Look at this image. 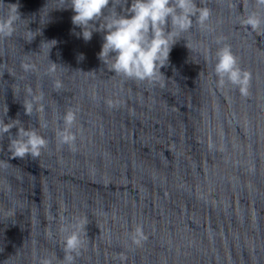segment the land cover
Wrapping results in <instances>:
<instances>
[{
    "label": "water",
    "instance_id": "1",
    "mask_svg": "<svg viewBox=\"0 0 264 264\" xmlns=\"http://www.w3.org/2000/svg\"><path fill=\"white\" fill-rule=\"evenodd\" d=\"M0 2L17 4L21 18L0 37V119L48 140L39 157L9 159V135L0 136V264L62 259L60 214L89 220L75 264H264V36L238 24L251 0H197L213 31L194 23L182 33L155 81L110 72L98 59L103 33L78 36L72 9H57L67 0ZM218 37L251 73L247 97L217 87ZM49 59L56 71L46 74ZM27 86L44 93L45 111L30 117ZM69 107L75 150L56 135ZM136 224L148 237L141 246L129 235Z\"/></svg>",
    "mask_w": 264,
    "mask_h": 264
},
{
    "label": "clouds",
    "instance_id": "2",
    "mask_svg": "<svg viewBox=\"0 0 264 264\" xmlns=\"http://www.w3.org/2000/svg\"><path fill=\"white\" fill-rule=\"evenodd\" d=\"M67 3L69 6L57 9H72L75 13L71 18L72 23L81 29L77 35L87 42L91 40L93 32L103 33V44L98 59L115 75L135 81H155L158 75H163L161 68L168 64L172 47L182 39V33L192 29L194 23L201 30L213 31L208 24L211 9L202 4L198 6L197 0H130V6L129 0H124L123 12L117 10L116 0H67ZM251 4L253 10L242 13L238 24L257 36H264V16L260 14L264 12V0H251ZM0 5L7 7L6 15L0 16V37L8 38L13 35L15 24L21 19L19 6L5 5L2 2ZM50 42L55 46V40ZM215 43L218 48L213 71L217 77V87L223 88L226 84H231L238 89L241 96L247 97L251 73L241 68L238 57L222 37H218ZM186 47L188 48L187 43ZM80 59H83V54ZM21 68L24 72L38 71L35 65L25 61L21 62ZM55 71L56 63L51 61L46 74ZM61 88L62 82L54 80L53 90L58 92ZM25 92V114L30 117L34 109L39 113L44 112L43 91L36 93L27 86ZM107 104L109 107L114 106L111 100H108ZM77 112L78 109L69 107L62 118L63 127L58 128L56 132L60 144L68 145L73 150L76 133L72 128L77 120ZM19 124L18 120L10 119L6 123L5 119H0V136L9 135V159L29 155L33 158L39 157L42 150L47 148L48 140L36 127L26 128L18 126ZM39 127L46 128L47 122L40 121ZM13 128L17 129L14 137L11 135ZM50 218L54 219L53 216ZM59 219L60 232L63 234L60 240L63 258L60 259L53 253L40 257L38 264H75L76 258L84 248L83 237L87 236L88 217L72 215L71 220H68L60 214ZM129 235L136 246H141L148 239L141 224H136ZM48 236L52 238L53 233L49 232ZM35 261L37 264V257Z\"/></svg>",
    "mask_w": 264,
    "mask_h": 264
}]
</instances>
